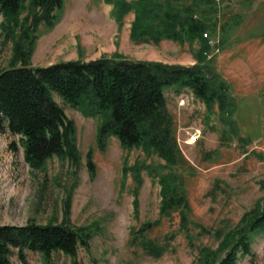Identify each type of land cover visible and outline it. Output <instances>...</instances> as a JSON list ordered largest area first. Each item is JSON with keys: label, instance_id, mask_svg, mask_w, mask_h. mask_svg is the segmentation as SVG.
I'll return each instance as SVG.
<instances>
[{"label": "rangeland", "instance_id": "374dc122", "mask_svg": "<svg viewBox=\"0 0 264 264\" xmlns=\"http://www.w3.org/2000/svg\"><path fill=\"white\" fill-rule=\"evenodd\" d=\"M243 1L220 0L221 22L228 23L204 33L210 37L206 59L228 81L236 101L235 128L221 118L217 104L210 109L190 88L166 89L183 154L178 166H169L158 153L126 148L113 134L103 141L102 117L84 114L58 94L76 122L77 159L54 155L35 169L25 158L19 135L0 132V224L64 222L84 226L91 235L76 255L55 250L46 257L28 249L25 260L14 252L12 264H197L202 247L217 249L255 208L264 196V3ZM114 4L64 0L53 25L42 20L31 32V63L90 60L116 52L135 59L197 63L199 42L133 40L135 11L126 13L120 25L112 13ZM3 19L0 13V68L10 66L14 54ZM143 161L160 173L148 168L137 173V163ZM165 173L183 177L189 201L185 214L180 207L161 210ZM149 221L152 226L142 230ZM252 248L255 264H264V229L253 233ZM252 261L251 254L241 253L237 264Z\"/></svg>", "mask_w": 264, "mask_h": 264}, {"label": "trees", "instance_id": "16d2710c", "mask_svg": "<svg viewBox=\"0 0 264 264\" xmlns=\"http://www.w3.org/2000/svg\"><path fill=\"white\" fill-rule=\"evenodd\" d=\"M63 7L64 0H0L2 30L14 40L11 64L0 68V132L19 135L25 158L33 168H43L54 155L78 158L76 122L56 94L86 115L101 116L99 135L103 141L113 134L124 147L158 153L172 167L183 161V154L175 133V117L168 105V87L174 86L177 91L190 88L210 109L217 104L221 118L234 127L236 101L229 93V83L205 55L210 37L204 33L212 34L218 26H226L227 21L222 23L220 18V0H115L112 13L120 25L126 13L135 11L133 40L199 42L197 63L135 59L116 52L90 60L33 65L31 32L42 20L53 25L59 17L56 10ZM25 10L28 12L22 19ZM10 146L16 147V141H11ZM143 168L160 173L144 161L138 162L135 170L140 173ZM176 174L161 176L163 213L180 207L185 214L183 210L189 206L183 177ZM242 220L217 249L202 247L197 264H237L241 253L251 254L255 264L253 233L264 229V196ZM152 224L149 221L141 229ZM90 236L86 227L64 222L0 224V264H12L14 252L25 260L28 249L46 257L55 250L76 255Z\"/></svg>", "mask_w": 264, "mask_h": 264}, {"label": "crops", "instance_id": "0c3cea01", "mask_svg": "<svg viewBox=\"0 0 264 264\" xmlns=\"http://www.w3.org/2000/svg\"><path fill=\"white\" fill-rule=\"evenodd\" d=\"M243 2H247V3L251 4V5L257 4V6H260V5H262L264 3V0H244ZM254 35H258V34L255 33ZM263 35L264 34H262V36Z\"/></svg>", "mask_w": 264, "mask_h": 264}, {"label": "built area", "instance_id": "2783aa9c", "mask_svg": "<svg viewBox=\"0 0 264 264\" xmlns=\"http://www.w3.org/2000/svg\"><path fill=\"white\" fill-rule=\"evenodd\" d=\"M206 35H207V33H206Z\"/></svg>", "mask_w": 264, "mask_h": 264}]
</instances>
